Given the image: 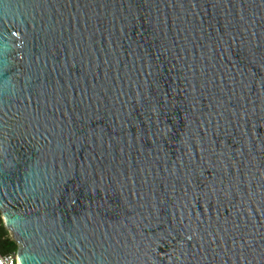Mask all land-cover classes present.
Segmentation results:
<instances>
[{"label": "water", "instance_id": "95a60500", "mask_svg": "<svg viewBox=\"0 0 264 264\" xmlns=\"http://www.w3.org/2000/svg\"><path fill=\"white\" fill-rule=\"evenodd\" d=\"M0 213L19 264H264V0H0Z\"/></svg>", "mask_w": 264, "mask_h": 264}, {"label": "trees", "instance_id": "16d2710c", "mask_svg": "<svg viewBox=\"0 0 264 264\" xmlns=\"http://www.w3.org/2000/svg\"><path fill=\"white\" fill-rule=\"evenodd\" d=\"M17 250V242L13 239L10 231L4 226L0 218V252L8 254Z\"/></svg>", "mask_w": 264, "mask_h": 264}, {"label": "built area", "instance_id": "2783aa9c", "mask_svg": "<svg viewBox=\"0 0 264 264\" xmlns=\"http://www.w3.org/2000/svg\"><path fill=\"white\" fill-rule=\"evenodd\" d=\"M0 264H19L16 251L8 254H3L0 252Z\"/></svg>", "mask_w": 264, "mask_h": 264}]
</instances>
